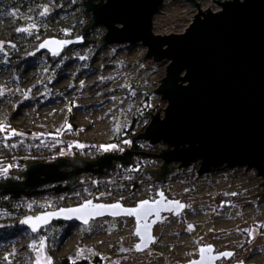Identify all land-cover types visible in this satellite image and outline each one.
Listing matches in <instances>:
<instances>
[{
  "label": "rangeland",
  "instance_id": "374dc122",
  "mask_svg": "<svg viewBox=\"0 0 264 264\" xmlns=\"http://www.w3.org/2000/svg\"><path fill=\"white\" fill-rule=\"evenodd\" d=\"M82 2L0 0V33L11 24L29 28L31 34L40 33L44 26L68 31L78 23L85 25L92 14L85 16ZM197 2L203 10L208 7L212 11L220 9L219 4L211 0ZM45 6L49 13L41 16ZM195 13L196 7L186 0H165L160 12L153 17L152 32L156 35L180 34ZM46 16L52 20L47 22L44 20ZM33 24L36 25L34 29L31 27ZM86 31H90L88 36L84 37V32H81L69 39L83 36L84 42L85 39L99 41L106 32L103 26H94ZM0 42H3L7 53L14 45L2 38ZM96 45L97 49L90 42L74 50L67 47L59 55V60L51 63L39 56L31 64L26 62L16 76H11L6 56L0 54V90H3L0 122L10 126L9 130L24 134L10 139H4V134H0V168L21 156L44 158L48 161L43 163H50L53 159L48 153L57 146L61 147L59 158L69 160H74V154L79 150H99L101 156L104 153L100 150L101 145L116 144L118 149L105 153L123 154L124 149L131 150L123 137L143 133L151 119L148 112L154 115L156 109L166 107V101H159L160 95L153 92L165 76L166 61L154 62L146 55L147 48L137 43ZM80 57L86 59L81 60ZM159 116L161 119L164 117V110H159ZM66 125H70L71 130ZM117 125L120 126L119 133L114 131ZM137 141L138 145L149 143ZM76 144L85 147L77 148ZM154 146L158 150L154 154L167 148L162 142ZM130 160L129 165L119 168L114 165L119 162H114L104 170L98 181L111 183L106 189L85 190L80 194L71 191L66 197L59 198L48 195L31 203V207L27 205L25 210L39 213L78 205L88 199L95 203L120 202L125 206H135L140 200H154L156 191L160 189L168 200L177 199L186 207L177 216L161 214L163 219L153 227L155 242L149 248L141 252L135 250L138 238L134 234L132 217L98 218L88 225L54 221L32 233L18 225L22 219L19 213L22 207L15 211L0 207V264H23L27 253L36 258L38 253L30 246L38 247L40 237L45 238L44 256L50 257L52 263L57 257L66 255L70 260L87 259L86 264H185L198 258L201 246L212 245L214 253H232L216 264H264V196L256 204L261 195L254 194L264 191V185H258L264 179L255 175V169L222 168L198 175V162L183 169L174 163L165 176L179 173L178 178H170L164 185L160 184L161 181L150 182L153 188L145 191L124 190L113 182L138 177L136 168L129 169L132 164L143 166V170L162 166V160L158 158L136 155ZM10 171L24 172L14 167ZM0 176V182L6 178L23 180L22 176L14 173ZM85 181L93 182L91 174L77 175L78 185ZM49 185L53 184L45 186ZM54 223L62 225L54 226ZM189 225L193 226L192 230L188 229ZM78 250H83L79 257ZM5 256H8V261L4 260Z\"/></svg>",
  "mask_w": 264,
  "mask_h": 264
},
{
  "label": "water",
  "instance_id": "95a60500",
  "mask_svg": "<svg viewBox=\"0 0 264 264\" xmlns=\"http://www.w3.org/2000/svg\"><path fill=\"white\" fill-rule=\"evenodd\" d=\"M95 1L97 0L82 2L85 16L90 13L92 16L81 31L103 26L106 32L96 44H141L147 48L146 55L154 62H167L165 76L153 90L160 95L159 101L162 99L167 105L164 109H156L154 115L149 111L150 122L143 133L135 136L151 145L162 142L167 146L166 149L160 150L159 154L137 152L146 158L162 160V166L143 170L151 176L148 181H162L172 170L174 163H178L177 167L183 169L196 162L199 163L198 175L222 168L245 167L255 169V175L264 179V0H211L219 4L218 11H212L209 7L203 10L197 0H186L196 7L193 19L182 33L168 35H156L152 32L153 17L160 12L165 0ZM48 39L73 41L65 48L84 45L83 36L73 39L49 37L44 40ZM38 52L52 54L48 49ZM159 110H164L162 119ZM132 155L130 150L124 149L123 154L119 155L104 152L94 162L76 157L74 160L59 158L50 163L29 164L22 174L11 172L9 169L8 173L20 175L23 180L6 178L0 182V189L22 188L26 193H31L42 186L62 181H68L65 188L71 189L78 185V174H99L109 169L114 162H119L122 166L129 165ZM64 168L69 170L65 171ZM258 185H264V182ZM161 192L163 191L157 190L155 199L148 201L161 199ZM254 194L261 195L257 204L264 196V191L262 189ZM164 198L166 201H179L168 200L165 194ZM88 200L93 202L92 199ZM88 200L78 205L62 206L25 216L21 220L48 212H59L60 209L77 208ZM144 200L138 201L135 206L119 203L124 208H134ZM115 203L117 202H93L94 205ZM184 210L185 208L161 211L159 220L154 216L149 217L148 222L156 221L150 229L153 241L149 242L147 247L137 249L136 245H143V241L136 235L138 242L135 244V250L144 251L155 242L153 227L163 219L162 213L177 216L176 211L181 214ZM112 211L105 208L104 215L90 217L89 222L98 218L127 216L123 213L112 216ZM132 218L135 222V234L137 223L136 218ZM54 221L83 224L75 217L65 219L63 214L51 217L48 224ZM22 225L31 231L29 225ZM44 226L46 225L41 226L39 230ZM206 246L209 245L201 247ZM210 246L213 251L208 255L218 257L210 264H216L223 258L219 254L225 251L214 253V246ZM200 260L201 255L198 252V258L185 264Z\"/></svg>",
  "mask_w": 264,
  "mask_h": 264
},
{
  "label": "trees",
  "instance_id": "16d2710c",
  "mask_svg": "<svg viewBox=\"0 0 264 264\" xmlns=\"http://www.w3.org/2000/svg\"><path fill=\"white\" fill-rule=\"evenodd\" d=\"M47 22H49V20H52L49 16L44 17ZM44 21V22H46ZM82 26H84V23H78L77 27H71V29H69L67 31V35L65 34V30L64 28L59 29V27H45L44 29H41L39 32L40 33H36V34H30V35H26L24 34V32H18L17 29L20 28L19 24H11L9 25L6 29H4V31L2 33H0V38L3 39L4 42H10L14 43L15 47H10L8 49V55L5 57V59L7 60L8 66L10 67V74L11 76H16L20 70V68L26 63L29 62L28 64H31L32 61L37 60V58L39 56H42L45 62L51 63L54 61L59 60V55L58 56H54L48 52H38V46L39 44L46 38L49 37H55V38H59V39H69L70 37L75 36L76 34L80 35L81 34V29ZM90 33V31H86L84 32L83 36H88ZM86 42V43H85ZM84 42V46H86L87 42L91 43V46H93V48L97 49V45L95 40H87L85 39ZM70 49H76L79 48V46L74 45V46H70L68 47ZM67 50V48L65 49ZM30 53H34L33 55H30ZM61 54V53H60ZM51 61V62H50ZM29 132V130H27ZM127 134V133H126ZM137 137V136H136ZM133 135H129L127 134V136L123 137L124 140H129L131 141V144L129 145L130 147V151L133 153L132 156H136L138 155L137 152H145V153H152L154 154L155 152H158V150L155 148L154 145H151L149 143H144L142 145H138V139ZM61 147H55L54 149H52L53 151L48 153L51 154L49 157H51V159H53L51 162L59 159V155H58V150H60ZM79 150V149H78ZM48 155H45L44 157H47ZM75 157H80L83 158L87 161H96L99 157H100V151L99 150H93L91 149V151H86V150H79L76 154H74ZM140 158H145L141 155ZM153 158V157H151ZM18 159V160H17ZM17 159L14 158V162H10V165H13V167L15 169H20L22 171H25L26 166L29 164H37V163H43V162H47V159L44 158H40V159H36L33 157H18ZM157 159V158H156ZM15 163V164H14ZM115 166L121 168V164L120 163H116L114 164ZM140 167V168H139ZM136 168V169H135ZM131 170H137L138 171V177L135 178H131L128 180H117L114 181V184H118L120 186L123 187L124 190H135V189H141L143 191L149 189L150 187L153 188L152 184L148 181L150 175L146 174L143 169V166H139L137 163L132 164L130 166ZM217 171V170H215ZM192 171H189L188 173H190ZM214 172V171H212ZM104 173V171H102L99 174H91L92 178H93V182H81L79 185H76L73 190L71 189H67L65 188L66 184H62V183H55L53 185H49V186H42L41 188H38L36 190H33L31 193H26L22 188L19 189H12V190H2L0 189V207L6 210H13L15 211L16 209H19L22 207V210L19 211V213L21 214V218L25 217V216H29L30 214H35L37 213V211H33V210H25V208L27 207V205L29 206L31 203L36 202L38 200H42L45 197H47L48 195H52V196H56V197H61V196H67L68 193H70L71 191H76L79 194L84 192L85 190L93 192L95 190H97L98 188L101 189H106L109 186H111V183H109L108 181H98V179H101L102 174ZM180 176L179 173H176L173 175H167L165 177V180H162L160 184L164 185L165 183H167L169 181L170 178L172 179H176ZM2 177V176H0ZM68 182V181H67ZM158 184V185H160ZM160 185V186H162ZM156 186V185H155ZM154 186V187H155ZM218 200H220V197L217 198ZM19 207V208H18ZM62 207V206H61ZM20 218V219H21ZM18 222V220H17ZM20 223V222H19ZM23 226L21 223L18 224ZM62 223H54V226H61ZM24 227V226H23ZM53 227V226H50ZM50 227H47L46 229H49ZM25 228V227H24ZM69 256H62V257H57L56 260L54 259V262L52 264H72V261L75 260V264H86L88 261L87 259H73L70 260L68 259ZM71 258L73 256H70ZM35 257L34 255H32V253H27L24 257V263L23 264H35Z\"/></svg>",
  "mask_w": 264,
  "mask_h": 264
},
{
  "label": "snow or ice",
  "instance_id": "6c2138e0",
  "mask_svg": "<svg viewBox=\"0 0 264 264\" xmlns=\"http://www.w3.org/2000/svg\"><path fill=\"white\" fill-rule=\"evenodd\" d=\"M49 13V8L45 6L43 8V11L40 13L41 16H45ZM33 29L36 27L35 24L31 26ZM18 32H27L31 34V31L29 28H18ZM65 34L67 35V30H65ZM73 41L70 40H58V39H48L44 40L42 43L39 44L37 51L41 49H48L52 55L58 56L60 55V52L70 43ZM11 47H15V45H11ZM0 54H3V56H7L8 53L5 51L4 44L3 42H0ZM34 53H30V55H33ZM81 60L86 59V57H80ZM6 62V61H5ZM3 95V90H0V96ZM27 98V96H26ZM150 107V105H149ZM68 111H71V108L68 109ZM66 128L68 130H71L70 125H66ZM10 129V126L4 124L3 122H0V134H4V139H10L11 137L14 136H22L24 135L23 133L18 132L15 129ZM59 131V130H58ZM115 132L119 133L120 131V126L117 125L116 128L114 129ZM124 143L126 144H131V141L125 140ZM15 146V145H11ZM77 148H84L85 145L82 144H76L74 145ZM71 147V146H70ZM118 149V145L116 144H111V145H101L100 150L104 152L112 151ZM122 151V149H119ZM13 167V165H8L6 167L0 168V174L7 175L9 172V169ZM161 199L156 200L154 202H149L148 200L141 201L137 207L134 208H124L122 205L117 202L112 205H103V204H93L91 200L86 201L84 204L77 208H72V209H60L59 212H48L44 215H38L36 217H28L25 220H21V224H26L29 225L31 228V231L33 233L38 232L39 228L43 225H47L50 221L51 217H59L63 214V217L65 219H72L75 217L76 219L82 221L83 224L88 225L89 224V218H95L97 216H102L104 215V209L105 208H110L113 211L110 213L112 216H118L121 213L124 215H127L129 217H135L136 218V223H137V229L135 232V235L139 236L141 240L143 241V245L137 244L136 247L137 249H141V247H147L149 242L153 241V237L150 234V229L152 227V223H155L156 221H152L151 223L148 222L149 217H155L156 220L161 219L160 218V212L164 210H182L186 206L183 203H180L179 201H166L164 198L163 192L159 193ZM232 195H236L233 193ZM31 207V205H29ZM176 214L178 215L179 212L176 211ZM193 226L189 225L188 229L192 230ZM38 255L36 256L35 259V264H52V260L50 257H45L44 256V249H45V238L40 237L39 239V246L37 247L36 245H31ZM91 251V250H89ZM213 251L212 247L206 246V247H201L199 249L200 255H201V260L200 261H193L192 264H205V262H208L210 264L211 261L218 259L217 256H211L208 255ZM83 254V250H78L77 252V257ZM232 253L230 252H225L219 254V256L223 257H230ZM5 261H8V256L4 257ZM72 264H75V260L72 261Z\"/></svg>",
  "mask_w": 264,
  "mask_h": 264
},
{
  "label": "bare ground",
  "instance_id": "6f19581e",
  "mask_svg": "<svg viewBox=\"0 0 264 264\" xmlns=\"http://www.w3.org/2000/svg\"><path fill=\"white\" fill-rule=\"evenodd\" d=\"M77 46V45H76ZM80 47V46H79Z\"/></svg>",
  "mask_w": 264,
  "mask_h": 264
},
{
  "label": "built area",
  "instance_id": "2783aa9c",
  "mask_svg": "<svg viewBox=\"0 0 264 264\" xmlns=\"http://www.w3.org/2000/svg\"><path fill=\"white\" fill-rule=\"evenodd\" d=\"M218 11V10H217Z\"/></svg>",
  "mask_w": 264,
  "mask_h": 264
}]
</instances>
